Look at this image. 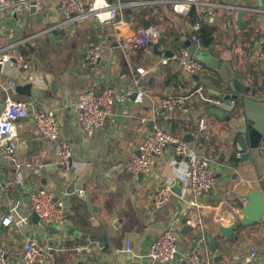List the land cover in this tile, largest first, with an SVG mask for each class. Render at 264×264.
<instances>
[{"label": "crops", "instance_id": "0c3cea01", "mask_svg": "<svg viewBox=\"0 0 264 264\" xmlns=\"http://www.w3.org/2000/svg\"><path fill=\"white\" fill-rule=\"evenodd\" d=\"M228 1L264 9V0ZM135 8L124 11L128 25L103 24L94 17L61 25L63 13L59 0H41L42 20L30 13L0 12V44L26 39L22 49L30 61L28 71L19 69L14 62H5L0 79L15 80L18 85L29 81L25 76L28 72L40 75L41 83L33 82L41 89L40 96H26L17 90L12 96L30 102V111L56 109L62 136L73 150L74 166L65 173L56 155V143L39 132L32 116L20 118L16 121L21 140L17 145V159L42 167L38 172H25L23 184L7 193L3 184L13 174L14 164L3 156L0 142V246L8 251L7 264H22L20 258L28 237L36 239L43 249L42 264H117L115 251L124 253L127 261L137 264H165L153 261L148 252L170 222L178 226V253L167 264H180L183 256L193 249L201 256L199 264H264V215L260 221L234 230L229 239L219 232L220 226L230 227L246 216V196L254 189L264 192V153L261 152V169L252 158L242 160L241 154L233 151L231 125L215 112L222 108L199 96L198 89H201L207 96L220 97L213 91L217 81H222L217 72L207 67L201 73H188L177 63H161L167 43L175 49L185 45L184 37L192 40L194 18L175 12L166 4ZM239 11L219 9L208 20L205 17L203 24L214 30L215 40L209 47L201 41L202 48L197 47V50L230 61V74L236 71L248 85L264 91V67L258 60L264 46V12L245 10L243 25H239ZM143 17L151 19L153 27L165 35L158 41V49L165 48L161 54L150 45L125 53L118 44L121 37L144 28L140 25ZM230 20L234 21L237 34L228 46ZM97 41L104 43L105 50L102 59L90 67L85 62V49ZM162 66L168 69L159 75L157 70ZM138 67L150 70L145 81L155 100L171 94H188V109L168 112L158 108L154 99L135 103L131 97L125 103H117L105 123L88 138L78 119L77 95L88 88L96 91L108 86L127 89L132 85ZM151 77L154 80L149 82ZM6 96L0 89V111ZM228 114L240 118L241 105ZM201 119L205 120L203 129ZM158 123L182 138L191 133L189 140L193 146L214 160L216 183L200 197L199 206L190 205L192 194L179 181L173 187L180 185V194L172 187L165 203H154L159 185L166 177L175 175L171 163L175 158L173 145L155 157L151 171L143 176L112 169L118 161H127L137 154L138 145ZM38 187L50 188L56 198L65 201L68 217L65 225L33 221L30 193ZM10 196L20 200L21 212L29 218L28 223L20 227L2 223ZM184 218L194 226L192 230L183 232ZM103 231L107 233L104 243L110 246L107 250L87 236L101 235ZM196 231L200 233L197 241ZM207 234L217 238L215 251L210 249ZM128 241L131 252L126 250ZM252 248H257L258 253L248 260ZM219 254L222 256L216 261Z\"/></svg>", "mask_w": 264, "mask_h": 264}, {"label": "built area", "instance_id": "2783aa9c", "mask_svg": "<svg viewBox=\"0 0 264 264\" xmlns=\"http://www.w3.org/2000/svg\"><path fill=\"white\" fill-rule=\"evenodd\" d=\"M38 1L39 9L41 0ZM59 2L63 13L61 25L80 23L92 17L103 24L128 25L124 11L149 4L170 5L173 11L184 14H189L195 7L197 13L192 24V41L196 47L201 48L200 34L203 20L208 16L213 17L217 10L240 9L264 12L262 8L240 6L228 0H59ZM31 7L32 0H0V12L2 13L25 15L30 13ZM161 38V31L151 26L137 29L132 34L121 37L118 44L125 53H130L135 49L146 48L150 41L158 42ZM26 41V39H17L0 44V63L3 65L5 62H14L19 69L28 71L30 61L22 49V45ZM104 50L105 45L101 41L88 44L85 49L86 65L95 66L102 59ZM164 50L165 48L162 47L161 51ZM258 60L264 67V46L258 55ZM171 62L177 63L188 73H201L207 68L206 63L197 58L186 45L172 49L170 56L165 55L161 59L163 65ZM149 73V69L138 67L132 85L124 90H119L114 86L105 87L101 91L88 88L77 95L78 119L88 138L105 123L117 103H125L131 97L135 103H142L146 99L155 100L145 81ZM25 76L31 82L41 83V77L36 73L28 72ZM16 86L15 80L0 79V89L7 95L5 105L0 111V142L3 145V156L14 164L13 174L3 184V189L7 193L23 184L25 172H38L42 167L41 164L32 162L21 163L17 159V145L21 140H19L16 130V121L20 118L32 116L39 132L56 143V155L65 173H69L74 168L73 150L68 140L62 136L61 123L56 109L30 111V102L12 96L16 92ZM198 92L202 99L225 111L230 112L237 106L235 99L207 96L201 89H198ZM189 97L188 94H171L158 101L155 100V103L158 108L168 112L185 111L188 109ZM200 124L202 129L206 127L204 119H201ZM170 145H173L175 153V158L171 161L175 175L166 177L162 181L154 195V203L155 205L165 203L169 199L173 185L179 181L184 189L192 194L190 205L199 206L201 204L200 197L213 188L216 183V173L212 165L214 160L211 156L199 153L190 140L174 134L160 123L156 124L152 133L138 145L137 154L127 161H118L112 169L127 170L135 174L149 173L155 157L162 154ZM261 151L264 153V141ZM8 204V212L2 219L3 225L20 227L28 223L29 218L21 212L19 199L10 196ZM30 205L32 210L39 215L40 221L45 224L65 225L68 222L65 201L56 198L54 191L50 188L33 189L30 193ZM178 237L177 224L170 222L150 246L148 256L153 261L165 264L172 262L178 253ZM126 250L127 252L132 251L130 241L127 242ZM257 253V248H252L248 260L256 256ZM7 254V249L0 246V264H7ZM200 259L201 256L197 249H193L183 256L180 264H199ZM43 261V249L36 239L28 237L20 262L22 264H42Z\"/></svg>", "mask_w": 264, "mask_h": 264}, {"label": "water", "instance_id": "95a60500", "mask_svg": "<svg viewBox=\"0 0 264 264\" xmlns=\"http://www.w3.org/2000/svg\"><path fill=\"white\" fill-rule=\"evenodd\" d=\"M38 0H32V7L30 10V14L33 17H37L38 19L42 20L43 13L38 9ZM246 14L245 10H240L237 13V22L239 25H243V15ZM210 17L208 16L206 19L208 20ZM217 20V19H216ZM140 25L144 28H148L153 26V22L151 19L143 17L140 20ZM191 27V24H190ZM228 38H227V45H230L232 42V37H235L237 32L236 28L234 27V21H229V27L227 30ZM161 37L164 38L165 35L161 32ZM184 43L188 46L189 50L196 54L197 47L193 43L191 39L188 37H184ZM27 45L31 46L29 42ZM149 45L153 47L156 53L161 54V51L158 49V42L153 43V41L149 42ZM167 50L164 53L166 56H170L172 49L169 43L166 44ZM206 66L217 72L222 81L216 83L215 89H213L216 95H219L221 98L226 99H235L237 101V105H241L242 109V116L240 118L232 117L230 114L225 112L222 109H215V112L226 121L229 122L231 125V134H232V144H234V150H237L241 154V159L246 160L252 158L256 164L261 169V145L264 141V91H259L252 86L248 85L245 81H243L241 74L237 73L236 71L229 73L232 68V64L230 61L221 59L212 53H206ZM167 66H162L157 70L159 75L163 74L167 71ZM2 70V64L0 63V71ZM154 77L149 79V82H152ZM17 92L26 96H40L41 89L33 84V82L28 81L25 83L18 84L16 86ZM134 96V95H133ZM185 139H191V133H186L184 136ZM229 165H232L230 163ZM143 176V173H140ZM173 189L181 193V186L176 185ZM248 203L244 206L246 216L239 221V223H235L230 227L220 226L219 232L225 237V239H229L232 235L234 230L238 229L240 226H247L251 225L257 221H260L264 215V192L261 189H254L248 196ZM33 221L35 223L40 222L39 215L33 211L32 214ZM93 221V219H92ZM187 218L182 220L185 223L183 227V232L187 229L192 230L194 226L192 224L187 223ZM197 227V224H196ZM64 229L66 226L63 227ZM200 236V233L196 231L195 239L197 241V236ZM87 234H85L86 236ZM90 238L94 239L95 241L99 242L105 250H107L110 246L109 243H104L107 239L106 231H103L101 235H87ZM86 236V237H87ZM207 241L210 243V249L216 250L217 249V238L211 234L206 235ZM114 257L117 264H137L134 261L126 259V255L122 252L115 251ZM222 255L219 254L215 257L217 261Z\"/></svg>", "mask_w": 264, "mask_h": 264}, {"label": "trees", "instance_id": "16d2710c", "mask_svg": "<svg viewBox=\"0 0 264 264\" xmlns=\"http://www.w3.org/2000/svg\"><path fill=\"white\" fill-rule=\"evenodd\" d=\"M196 8L193 7L189 13V15L193 18L196 16ZM201 41L204 46L209 47L211 44L214 42L215 37H214V30L210 29L208 27V24L204 23L201 31Z\"/></svg>", "mask_w": 264, "mask_h": 264}, {"label": "rangeland", "instance_id": "374dc122", "mask_svg": "<svg viewBox=\"0 0 264 264\" xmlns=\"http://www.w3.org/2000/svg\"><path fill=\"white\" fill-rule=\"evenodd\" d=\"M135 8V7H134ZM138 8V7H137ZM137 8H135V9H137ZM200 60H202V61H204L205 62V60H206V53H204L203 51H201V50H197V52H196V54H195ZM230 99V98H229ZM228 99V100H229ZM227 113H229V112H227Z\"/></svg>", "mask_w": 264, "mask_h": 264}]
</instances>
